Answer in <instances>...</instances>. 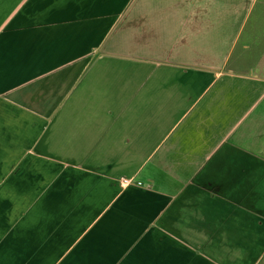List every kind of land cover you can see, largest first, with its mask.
Here are the masks:
<instances>
[{
	"label": "crops",
	"instance_id": "crops-1",
	"mask_svg": "<svg viewBox=\"0 0 264 264\" xmlns=\"http://www.w3.org/2000/svg\"><path fill=\"white\" fill-rule=\"evenodd\" d=\"M0 264H264V0H0Z\"/></svg>",
	"mask_w": 264,
	"mask_h": 264
},
{
	"label": "built area",
	"instance_id": "built-area-1",
	"mask_svg": "<svg viewBox=\"0 0 264 264\" xmlns=\"http://www.w3.org/2000/svg\"><path fill=\"white\" fill-rule=\"evenodd\" d=\"M122 182L123 183H131L132 182V179L131 178H128V177H124V178H122Z\"/></svg>",
	"mask_w": 264,
	"mask_h": 264
}]
</instances>
